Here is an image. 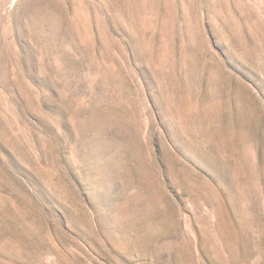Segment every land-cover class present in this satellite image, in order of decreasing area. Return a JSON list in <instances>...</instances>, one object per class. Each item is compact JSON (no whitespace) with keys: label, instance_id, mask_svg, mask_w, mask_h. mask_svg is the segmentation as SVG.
I'll return each mask as SVG.
<instances>
[{"label":"rangeland","instance_id":"rangeland-1","mask_svg":"<svg viewBox=\"0 0 264 264\" xmlns=\"http://www.w3.org/2000/svg\"><path fill=\"white\" fill-rule=\"evenodd\" d=\"M0 264H264V0H0Z\"/></svg>","mask_w":264,"mask_h":264}]
</instances>
